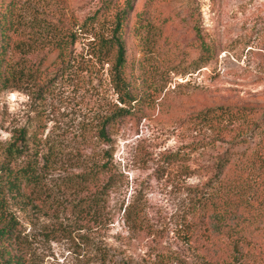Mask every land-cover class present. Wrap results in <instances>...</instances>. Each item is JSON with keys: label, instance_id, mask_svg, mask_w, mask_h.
I'll use <instances>...</instances> for the list:
<instances>
[{"label": "rangeland", "instance_id": "obj_1", "mask_svg": "<svg viewBox=\"0 0 264 264\" xmlns=\"http://www.w3.org/2000/svg\"><path fill=\"white\" fill-rule=\"evenodd\" d=\"M119 1H0V71L20 76L0 78V264H264V223L244 246L221 226L229 144L197 118L255 109L220 120L264 136V0H132L125 104L101 45Z\"/></svg>", "mask_w": 264, "mask_h": 264}, {"label": "trees", "instance_id": "obj_2", "mask_svg": "<svg viewBox=\"0 0 264 264\" xmlns=\"http://www.w3.org/2000/svg\"><path fill=\"white\" fill-rule=\"evenodd\" d=\"M1 1V0H0ZM111 3V2H110ZM3 6H0V36L3 38L6 31L7 14L5 11H9ZM132 6V0H120L118 10H113L114 14L112 24L114 25L112 35L101 43L103 49L112 52L114 54V64L112 67V84L115 91L121 96V104H125V98L129 101L133 100L131 97L130 84L126 80V66L128 63L127 47L125 41V28L127 17ZM107 11H110L108 8ZM112 11V8H111ZM3 39L0 41L2 42ZM75 40L73 39V43ZM3 43H0V65L5 62V47ZM61 48V46H59ZM203 56L206 58L210 55V49L203 47ZM59 58H64V50L59 49ZM20 77L12 70H7L5 74L0 71V78L4 82L16 81ZM124 110L119 109L118 116H121ZM258 111L255 109H225L217 108L202 112L197 115V118L202 120L203 123L210 125V128L215 132V138L219 142H228L229 151L226 152L225 156L221 158L223 162L222 167L228 168L225 176L223 174L222 182L227 193L221 197V205L223 206L224 212L218 216L219 221L222 222L221 226L227 227L226 234L230 232L236 240V245L244 246L245 237L241 235V232L246 230L248 227L255 225L257 222L264 223V136L250 149L251 142L249 141L248 132L244 126L231 127V125H222L224 116H241L247 115V117H253ZM117 116V117H118ZM116 117L107 119L103 125L99 136L108 142L107 126L110 122L114 121ZM262 120H264V111L262 113ZM248 126V125H247ZM256 124L254 127H257ZM247 128V127H246ZM252 130H255L253 128ZM246 147L249 150L239 154L236 149L240 147ZM14 152H17L15 149ZM227 166V167H226ZM25 175V174H24ZM3 170H0V220H4L2 209L4 204V197H6L5 189L9 192V185L12 188L14 181L4 180ZM221 187V188H222ZM256 189L258 196L252 194V190ZM221 210L220 208L217 211ZM241 211L242 215L236 218L235 225L231 226L226 223L229 215ZM232 212V213H230ZM8 224L0 229V239L8 237L10 230Z\"/></svg>", "mask_w": 264, "mask_h": 264}]
</instances>
